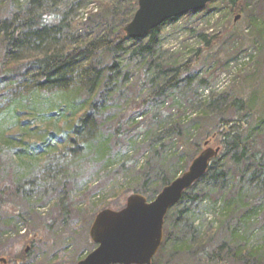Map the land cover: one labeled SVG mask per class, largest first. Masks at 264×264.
Wrapping results in <instances>:
<instances>
[{"label": "trees", "instance_id": "obj_1", "mask_svg": "<svg viewBox=\"0 0 264 264\" xmlns=\"http://www.w3.org/2000/svg\"><path fill=\"white\" fill-rule=\"evenodd\" d=\"M64 1L11 0L7 15L0 14V80L5 82L1 94L12 98L14 117L19 100L37 104L38 117L49 121L53 138L51 142L43 138L42 148L28 152L24 137L30 131L15 122L12 127H17L16 133H11L12 128L0 130V148H15L12 156L20 163L26 162L28 170H44L47 160L59 159L74 178V162L82 156L79 152L87 149L90 137L102 129L108 100L118 97L121 86L133 75L129 67H135L139 72L135 97L128 109L112 122V147L118 146L131 129L140 128L142 122L136 118L142 115L148 114L151 127L158 129V133L141 148V155L149 150L152 153L146 170L139 171L124 189L120 186L122 194L108 203L107 208L123 207L131 193L152 200L205 148V142L212 143V147H219V152L211 159L206 173L166 213L163 229L168 226L152 264H264V149L259 144L264 125L247 109L249 98H228L227 93L210 97L205 109L194 114L188 124L185 116L178 111L170 113L164 104L173 105L175 90L192 80V69L203 50L197 49L183 62L178 56L163 58L159 53L161 26L142 38H127L123 27L131 20L138 0H93V8L82 13L80 19L71 17V12L80 8L83 0L67 2L65 10L59 8ZM225 1L232 12L238 5L240 10H245L246 0ZM249 20L255 23L256 15L250 13ZM199 37L206 49L214 47V38L202 34ZM144 86L150 89L149 93L138 98L136 95ZM59 93H63L65 101L54 102L53 95ZM219 102L225 105L222 107ZM212 108L213 116L203 121L204 126L201 124L198 139L187 144L184 139L187 127L197 126L208 117L205 110ZM86 125L88 133L84 137ZM173 136L177 137L183 153H187L181 168L178 165L185 157L182 153L163 157L170 144L168 139ZM105 145L99 146L101 151ZM138 159L139 156L122 160L117 171L127 170ZM60 167L54 176L61 174ZM107 167L104 164L103 169ZM113 177L114 174H109L103 184ZM200 180H207L209 188L197 189ZM74 189L72 182L61 191L53 214L39 218L35 231L23 236L24 244L33 247L38 234L50 233L55 224H65L73 217V204L68 196ZM249 189L257 190L256 194L251 196ZM3 191L0 188L2 206ZM206 198H210L218 218L216 224L211 221L202 233V226L193 227L186 219L188 211ZM95 215L84 221L87 226ZM255 230L259 233L253 244L249 239ZM28 254L19 250L17 264H22Z\"/></svg>", "mask_w": 264, "mask_h": 264}, {"label": "rangeland", "instance_id": "obj_2", "mask_svg": "<svg viewBox=\"0 0 264 264\" xmlns=\"http://www.w3.org/2000/svg\"><path fill=\"white\" fill-rule=\"evenodd\" d=\"M72 1L61 2L59 8L65 10L67 2ZM263 1L246 0L244 11L240 10L241 5H238L232 12L231 6L225 0H214L191 15H183L161 25L162 46L159 53L163 58L178 56L179 61L183 62L192 57L197 49L204 51L192 69V80L180 84L175 90L173 105L170 106L171 102L165 103L164 108L169 107L172 114L178 111L181 116H185L189 124L194 114L205 109L208 98H216L218 94L227 93L228 98H249L247 109L264 125ZM92 2L93 0H83L80 8L72 10L71 17L80 19L82 13L93 8ZM11 4V0L2 1L0 4L2 16L7 15ZM250 13L256 15L255 23H250ZM201 34L214 38L213 41L216 43L212 49L205 48L199 37ZM129 68L133 75L121 86L118 97L108 100L107 116L102 129L90 137V146L79 152L82 156L74 162L72 169L74 178L70 177L71 171L64 167L59 159L47 160V163L45 162L47 167L44 170H28V166L24 165L26 162L20 163L12 156L16 152L15 148H0V188L5 189L2 194L4 205H0V259L6 260L5 263L0 261V264H17L18 260L15 259H18L19 250L29 253L22 264H75L95 247L89 237L90 226L84 221L106 209V205L120 196L125 186L135 180L139 171L146 170V163L151 161L152 153L149 150L141 155V148L152 139L154 133L155 135L158 133V129L151 127L152 122L147 117L148 114L136 118L137 122H142L140 128L131 129L124 138H121L118 146L112 147V122L128 109L135 97L134 89L139 72L135 67ZM202 79L205 80L203 83L200 82ZM4 85L5 82L0 80V130L12 128L11 133H16L17 127H12L15 122L18 126H23V130H29L30 134L24 137L28 152L42 148L40 145L43 144V138H46V142L53 141L50 134L52 127L49 121H42L38 117L37 104L25 99L19 100L17 115L14 117L16 112L11 110L12 98L1 94ZM149 90L144 86L136 96L142 98ZM53 97L54 102L65 101L63 93ZM219 105L223 107L225 104L219 102ZM213 110L214 108L205 110L209 115L197 126L187 127L184 134L187 144L198 139V129L200 130L201 124L204 126L203 121L213 116ZM84 127L85 137L88 125ZM259 141L264 149V128L259 133ZM102 143L103 146L106 143L105 153L104 149L101 151L102 148L99 147ZM168 143L170 144H167V151H164L163 157L171 158L170 154L173 152L182 153L185 157L181 159L178 167H183L187 153H183L177 137L169 138ZM208 145L214 146L212 143ZM138 156L139 159L134 166L121 172L117 171L122 160ZM104 164L108 165L106 170L103 169ZM188 166L180 171L179 175ZM58 167L61 174L54 176ZM109 174H114L113 179L103 184ZM72 182L75 189L68 197L73 204V217L71 215L65 224H55L50 233L38 234L33 247H30L29 243L24 244L23 236L35 231L39 218L44 219L53 214L61 191L65 187L69 188ZM120 186L123 189H120ZM198 188H209L208 181L200 180L197 183ZM248 192L253 196L257 190L249 189ZM192 210L188 211L187 223L193 227L202 226V233L207 231L211 221H215L216 224L218 215L210 205V198L202 200ZM258 233L259 230H255L250 235L249 241L253 244H256Z\"/></svg>", "mask_w": 264, "mask_h": 264}, {"label": "water", "instance_id": "obj_3", "mask_svg": "<svg viewBox=\"0 0 264 264\" xmlns=\"http://www.w3.org/2000/svg\"><path fill=\"white\" fill-rule=\"evenodd\" d=\"M214 0H138L131 20L123 27L127 38H142L165 21L203 9ZM188 168L164 186L152 200L139 193L127 196L123 207L99 211L89 228L95 247L75 264H152L163 241L168 210L208 170L219 147L209 146ZM1 262L6 260L1 258Z\"/></svg>", "mask_w": 264, "mask_h": 264}]
</instances>
